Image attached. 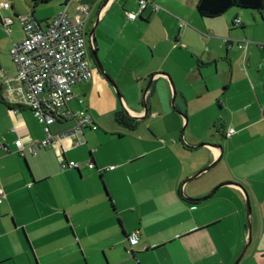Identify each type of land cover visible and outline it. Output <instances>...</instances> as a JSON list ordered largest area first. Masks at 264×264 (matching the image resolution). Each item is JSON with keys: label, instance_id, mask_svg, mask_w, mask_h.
Returning a JSON list of instances; mask_svg holds the SVG:
<instances>
[{"label": "crops", "instance_id": "0c3cea01", "mask_svg": "<svg viewBox=\"0 0 264 264\" xmlns=\"http://www.w3.org/2000/svg\"><path fill=\"white\" fill-rule=\"evenodd\" d=\"M132 1H69V10L88 7L84 27H94L108 79L92 64V79L72 87L69 107L96 129L43 148L31 111L12 113L1 97L2 79L15 74L11 43L23 37L0 29V264H234L248 236L244 192L250 241L238 264H264V11L202 19L197 0H150L129 21ZM62 4L50 5L42 26ZM120 112L144 120L129 130ZM74 124L59 119L49 130L58 137Z\"/></svg>", "mask_w": 264, "mask_h": 264}, {"label": "built area", "instance_id": "2783aa9c", "mask_svg": "<svg viewBox=\"0 0 264 264\" xmlns=\"http://www.w3.org/2000/svg\"><path fill=\"white\" fill-rule=\"evenodd\" d=\"M68 0L57 14L42 26L33 14L16 15L23 33V39L11 43L10 58L15 67L13 77L2 79L1 97L17 114L19 109L31 111L37 123L42 126L43 139L39 142L41 148L46 147L59 137L74 135L83 129H96L91 117L83 111H73L69 104L73 100L72 87L77 83L89 82L93 77L87 53L84 34V17L88 15V7L79 5L69 10ZM137 12L126 13L129 21H134L144 10L152 5L150 0H137ZM0 8L8 10L6 1L0 2ZM155 9L157 7L154 6ZM13 20L6 17L0 19V28L9 31ZM185 22L179 21V27ZM233 26L239 27L240 20L234 19ZM228 43L227 39L224 40ZM247 42L238 44L239 49H245ZM81 102V101H79ZM74 120V127L60 136L51 134L49 127L57 120ZM229 134L233 130L228 131ZM21 151V142H15ZM62 169H77L75 162L60 161ZM92 169L93 164H88ZM109 167L105 170H111ZM4 197L0 189V200ZM138 243V232L127 237V253Z\"/></svg>", "mask_w": 264, "mask_h": 264}, {"label": "trees", "instance_id": "16d2710c", "mask_svg": "<svg viewBox=\"0 0 264 264\" xmlns=\"http://www.w3.org/2000/svg\"><path fill=\"white\" fill-rule=\"evenodd\" d=\"M51 1L55 0H30L29 2L33 8H36L40 4H46ZM60 1L64 5L68 0ZM233 9L252 10L262 13L264 11V0H197L196 3L197 14L202 19L219 18ZM116 120L129 130L134 129L137 124L136 120L126 116L124 112L117 113Z\"/></svg>", "mask_w": 264, "mask_h": 264}, {"label": "rangeland", "instance_id": "374dc122", "mask_svg": "<svg viewBox=\"0 0 264 264\" xmlns=\"http://www.w3.org/2000/svg\"><path fill=\"white\" fill-rule=\"evenodd\" d=\"M11 5H14L13 2H17L16 5H14L15 7V11L14 10H10L8 12H6L5 10L1 9L0 8V16L2 18L4 17H9V18H12L14 20H16L15 18V13L17 14H22V13H31L29 11L28 8V4H29V1L30 0H7ZM137 0H133L132 1V6H134V4L136 5ZM57 2H61L60 0H55V1H51L47 4H40L38 5L34 11V16L37 18L38 21H41V23H43L44 20H46L47 18H49V15L51 14V11L53 9H50V5H53L54 3H57ZM33 8V6H32ZM90 22H88V24L84 27V36H85V39H86V53H87V59H88V62L90 64V68H91V65H92V59H91V56H90V50H89V46H88V42H87V34H88V28H90ZM1 30L5 31V29L3 28H0ZM8 34V36H11L15 41H20L21 38L23 37V34H22V30H21V27H20V24L18 21H16V23L13 24V27H12V30L6 32ZM93 66V65H92ZM187 123H183L182 127H181V130L179 131V136L181 135V131L183 130V139L185 137V129H186V125Z\"/></svg>", "mask_w": 264, "mask_h": 264}, {"label": "water", "instance_id": "95a60500", "mask_svg": "<svg viewBox=\"0 0 264 264\" xmlns=\"http://www.w3.org/2000/svg\"><path fill=\"white\" fill-rule=\"evenodd\" d=\"M93 31H94V27L90 30V32L88 33V44H89V47H90V50H91V54L93 56V59H94V62H95V65L97 67V70L102 74L104 75V77L106 79H108V76L105 74V72L103 71V68H102V65L100 63V61L98 60L95 52L93 51V40H92V37H93ZM171 84V83H170ZM113 88L115 89V86H113ZM147 92V88H146V91L144 92V94H146ZM118 96V99L120 100V96L117 94ZM144 104V113H145V116H147V112H148V108L145 107V101L143 102ZM126 116L128 117H131L133 118L134 120H136L137 122L138 121H143L144 120V117H132L131 115H129L127 112H125ZM186 123V121H184ZM180 140L183 142V130L181 131V137H180ZM205 144H202L200 145V147L204 146ZM206 146H209V147H212V148H220L219 146L217 145H212V144H206ZM185 147L189 148V149H193V148H196V147H192V146H189V145H186L185 144ZM214 166V163H211L210 165H208L207 167H205L202 171H200L199 173H197L196 175H194L193 177H191L190 179L186 180L185 182L189 181V180H192V179H195L197 176H199L201 173L205 172V171H208L211 167ZM232 183H226L224 184L225 186L227 185H230ZM223 185H220L218 187H216L215 189H213L208 195H206L205 197L203 198H200V199H196V200H192V201H195V202H201V201H205L207 199H209L214 193L215 191L219 188V187H222ZM239 186V185H237ZM241 188V186H239ZM245 194V206H246V221H247V242L243 248V250L241 251L240 255L238 256V258L236 259L235 263L234 264H238L240 259L242 258L248 244H249V241H250V205H249V200H248V197L246 195V193L244 192Z\"/></svg>", "mask_w": 264, "mask_h": 264}, {"label": "flooded vegetation", "instance_id": "af4514ba", "mask_svg": "<svg viewBox=\"0 0 264 264\" xmlns=\"http://www.w3.org/2000/svg\"><path fill=\"white\" fill-rule=\"evenodd\" d=\"M88 46H89V44H88ZM89 50H90V47H89ZM93 51H94L95 54H96V50H95L94 47H93ZM90 56H91V59H92V64H95L94 59H93V56H92V54H91V50H90ZM96 56H97V54H96ZM97 58H98V57H97Z\"/></svg>", "mask_w": 264, "mask_h": 264}]
</instances>
